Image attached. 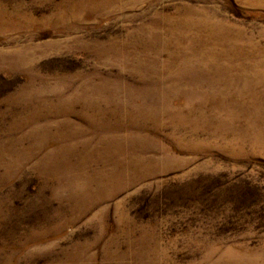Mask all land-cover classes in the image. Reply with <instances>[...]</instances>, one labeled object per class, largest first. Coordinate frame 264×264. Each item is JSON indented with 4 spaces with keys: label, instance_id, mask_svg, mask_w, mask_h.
<instances>
[{
    "label": "rangeland",
    "instance_id": "1",
    "mask_svg": "<svg viewBox=\"0 0 264 264\" xmlns=\"http://www.w3.org/2000/svg\"><path fill=\"white\" fill-rule=\"evenodd\" d=\"M0 264H264V0H0Z\"/></svg>",
    "mask_w": 264,
    "mask_h": 264
}]
</instances>
